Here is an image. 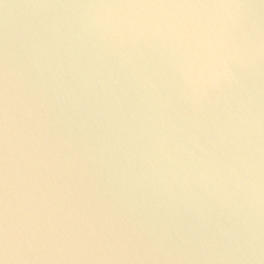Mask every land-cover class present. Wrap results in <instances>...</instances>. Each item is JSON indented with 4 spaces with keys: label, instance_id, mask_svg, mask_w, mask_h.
<instances>
[{
    "label": "water",
    "instance_id": "1",
    "mask_svg": "<svg viewBox=\"0 0 264 264\" xmlns=\"http://www.w3.org/2000/svg\"><path fill=\"white\" fill-rule=\"evenodd\" d=\"M3 264H264V0H0Z\"/></svg>",
    "mask_w": 264,
    "mask_h": 264
},
{
    "label": "snow or ice",
    "instance_id": "2",
    "mask_svg": "<svg viewBox=\"0 0 264 264\" xmlns=\"http://www.w3.org/2000/svg\"><path fill=\"white\" fill-rule=\"evenodd\" d=\"M0 264H3V261H0Z\"/></svg>",
    "mask_w": 264,
    "mask_h": 264
}]
</instances>
